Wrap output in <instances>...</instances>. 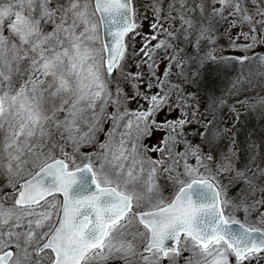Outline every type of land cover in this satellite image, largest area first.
<instances>
[{"label": "snow or ice", "instance_id": "snow-or-ice-1", "mask_svg": "<svg viewBox=\"0 0 264 264\" xmlns=\"http://www.w3.org/2000/svg\"><path fill=\"white\" fill-rule=\"evenodd\" d=\"M258 47L264 0H0V264H264Z\"/></svg>", "mask_w": 264, "mask_h": 264}, {"label": "rangeland", "instance_id": "rangeland-1", "mask_svg": "<svg viewBox=\"0 0 264 264\" xmlns=\"http://www.w3.org/2000/svg\"><path fill=\"white\" fill-rule=\"evenodd\" d=\"M256 52L258 54H264V49L258 47L256 49ZM237 54L239 53L235 49H229L227 47L224 49L222 53V55H226V56L237 55ZM236 68L238 69L239 65H237ZM235 75H236V71H234L231 67H229L228 70L221 72L218 76L214 75L218 83L213 79L214 78L213 76L211 82L205 81L203 84H201L198 95L201 99L202 105L207 102L209 95H214L217 97L223 96L228 99L229 103H233L234 98L228 96V89L231 86L230 81L235 77ZM193 89L195 90V85L193 86ZM258 92H259V87H257L255 91L250 90L249 96L254 97ZM240 113H241L240 120L237 122V126L234 129V131L239 134L240 140L243 141L245 140V138L258 139L262 134H264V117L261 116V113L258 110L256 109L249 110L245 106L240 110ZM246 120H248L251 127L254 128L251 129L250 126H248V132H251V134H249L248 132L244 134L243 130L240 127V124L244 125V123H246ZM102 138L103 137L101 136V139Z\"/></svg>", "mask_w": 264, "mask_h": 264}, {"label": "trees", "instance_id": "trees-1", "mask_svg": "<svg viewBox=\"0 0 264 264\" xmlns=\"http://www.w3.org/2000/svg\"><path fill=\"white\" fill-rule=\"evenodd\" d=\"M212 79V78H211ZM215 81L217 80L216 77L214 76L213 78ZM208 82V81H207ZM206 82V83H207ZM217 82V81H216ZM218 83V82H217ZM244 121V120H243ZM248 126H250L251 129H254L251 127V125L249 124L248 120H246V123L240 124L241 129L243 130V133L246 134L248 132ZM257 130V129H256ZM249 134H251V132H248Z\"/></svg>", "mask_w": 264, "mask_h": 264}]
</instances>
